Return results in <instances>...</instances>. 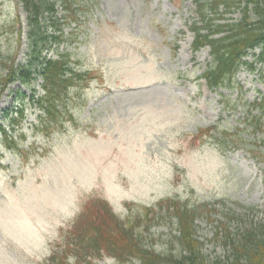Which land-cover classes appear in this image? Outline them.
<instances>
[{"label": "rangeland", "instance_id": "1", "mask_svg": "<svg viewBox=\"0 0 264 264\" xmlns=\"http://www.w3.org/2000/svg\"><path fill=\"white\" fill-rule=\"evenodd\" d=\"M73 7L79 9L77 19L64 25L67 40L59 47L48 42L51 50L43 55L69 52L78 70L95 78L70 93L73 117L60 130L33 128L39 111L27 97L15 132L22 134L19 149L0 142V264H50L54 248L69 241L70 228L76 235L89 227L72 224L96 198L124 217L180 197L215 203V218L234 216L232 229L241 220L245 227L264 226V162L246 150L264 152L258 143L264 133L248 119L250 104L264 95V65H244L232 86L209 89L201 75L210 49L192 52L195 0H76ZM62 15L59 10L64 23ZM43 21L51 34L50 21ZM29 28L18 0H0V71L9 56L29 63L36 55ZM18 87L0 91V124L8 128L23 101ZM30 89L19 91L29 95ZM212 127L222 140L242 144L220 149L208 135ZM216 223L200 218L196 230L209 260L222 261L229 250L215 239ZM170 230L156 225L153 237L167 239ZM94 264L121 263L107 256Z\"/></svg>", "mask_w": 264, "mask_h": 264}, {"label": "trees", "instance_id": "2", "mask_svg": "<svg viewBox=\"0 0 264 264\" xmlns=\"http://www.w3.org/2000/svg\"><path fill=\"white\" fill-rule=\"evenodd\" d=\"M74 1L18 0L27 13L28 35L36 55L29 63L16 62V57L10 56L2 63L0 91L16 82L21 87L31 88L29 95L19 91L21 87L17 88L23 101L16 108L17 116L8 119L10 128L0 124L3 147L19 149L17 138L22 134L17 136L15 132L24 120L25 98L28 97L29 103L39 111V122L33 128L50 134L53 127L58 131L67 117H73V106L68 104L70 93L87 87L95 78L92 71L78 70L69 52L57 49L55 57L43 55L44 51L51 50L48 42L59 47L67 40L64 25L77 19L79 9L73 7ZM59 10L63 12L64 23L59 20ZM234 12L239 16L233 19L230 15ZM195 13L198 19L189 25L194 35L192 52L205 47L210 49V59L201 75L209 89L232 86L237 72L244 65L250 69L255 68V63L264 65V0H195ZM45 18L50 21L46 28H53L51 34H47V29L42 26ZM249 56L253 58L251 62L247 59ZM37 80L40 81V90L34 84ZM260 96V101L250 104L248 119L254 131L264 133V95ZM253 111L257 113L253 115ZM216 129L212 127L207 132L220 149L234 150L242 144L234 138L222 140L224 134ZM259 142L264 143V138ZM254 147H246V150L256 160L264 162V152L260 153ZM159 206L122 217L106 199L91 200L80 222L72 224L76 228L83 222L89 227L83 226L76 235L70 228L69 241L54 248L50 264H94L107 256L121 264L135 261L139 264H264V226L259 229L245 227L241 220L237 222V228L232 229L234 216L224 213L223 218H215L213 213L218 210L215 203L210 202L197 204L180 197H169L162 199ZM200 218L217 222L215 239L221 237L222 247L229 250L224 260H209L202 251L205 243L200 241L196 230ZM159 224L170 226L167 239L153 237L152 229ZM149 237L152 238L150 241ZM158 243L165 246L164 250L156 247Z\"/></svg>", "mask_w": 264, "mask_h": 264}]
</instances>
